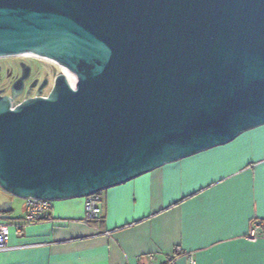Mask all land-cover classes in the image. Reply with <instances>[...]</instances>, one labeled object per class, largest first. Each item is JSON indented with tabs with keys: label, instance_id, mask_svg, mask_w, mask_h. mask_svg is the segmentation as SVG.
I'll use <instances>...</instances> for the list:
<instances>
[{
	"label": "water",
	"instance_id": "1",
	"mask_svg": "<svg viewBox=\"0 0 264 264\" xmlns=\"http://www.w3.org/2000/svg\"><path fill=\"white\" fill-rule=\"evenodd\" d=\"M50 92L0 94V187L86 196L264 123V0H0V55Z\"/></svg>",
	"mask_w": 264,
	"mask_h": 264
},
{
	"label": "crops",
	"instance_id": "2",
	"mask_svg": "<svg viewBox=\"0 0 264 264\" xmlns=\"http://www.w3.org/2000/svg\"><path fill=\"white\" fill-rule=\"evenodd\" d=\"M100 193L97 219L85 220L84 196H72L11 227L0 264L158 262L176 246L178 264H264V123ZM24 211L25 198L0 187V220Z\"/></svg>",
	"mask_w": 264,
	"mask_h": 264
},
{
	"label": "flooded vegetation",
	"instance_id": "3",
	"mask_svg": "<svg viewBox=\"0 0 264 264\" xmlns=\"http://www.w3.org/2000/svg\"><path fill=\"white\" fill-rule=\"evenodd\" d=\"M39 57L41 56L0 55V94L8 96L12 105L39 92L46 95L52 89L61 68L56 69L54 64Z\"/></svg>",
	"mask_w": 264,
	"mask_h": 264
},
{
	"label": "built area",
	"instance_id": "4",
	"mask_svg": "<svg viewBox=\"0 0 264 264\" xmlns=\"http://www.w3.org/2000/svg\"><path fill=\"white\" fill-rule=\"evenodd\" d=\"M101 199L102 196L100 191L84 196L85 220H92L100 217ZM52 206H53V199L26 197L24 216L21 221L10 223L7 221L0 220V250H5L9 248L11 227H15L16 229H21L23 225L41 219L47 212L51 210ZM256 227H257V223L255 222L250 232V235L253 238L257 236L255 232ZM181 252H182L181 247L176 246L171 253H169L164 259L158 262L140 260L136 264H178V260H177L178 255ZM189 257L191 261L194 262V260L191 258L192 257L191 253L189 254Z\"/></svg>",
	"mask_w": 264,
	"mask_h": 264
},
{
	"label": "bare ground",
	"instance_id": "5",
	"mask_svg": "<svg viewBox=\"0 0 264 264\" xmlns=\"http://www.w3.org/2000/svg\"><path fill=\"white\" fill-rule=\"evenodd\" d=\"M22 55H25V56H29V55H35V56H41V57H44L54 63H56L60 68H61V71H63L67 77V79L69 80V82L71 83V85L73 86L74 83H75V77L73 76L72 72L70 71V69H68L66 66H64L63 64L55 61L54 59L50 58V57H47V56H42L40 54H37V53H32V52H22L20 53Z\"/></svg>",
	"mask_w": 264,
	"mask_h": 264
},
{
	"label": "rangeland",
	"instance_id": "6",
	"mask_svg": "<svg viewBox=\"0 0 264 264\" xmlns=\"http://www.w3.org/2000/svg\"><path fill=\"white\" fill-rule=\"evenodd\" d=\"M39 58H41V60H44L45 62H47V63H49V64H54L55 66H56V69H58L59 68V66L56 64V63H54V62H52V61H50V60H48V59H46V58H44V57H39ZM50 87V86H49ZM48 87V88H49ZM47 90V89H46Z\"/></svg>",
	"mask_w": 264,
	"mask_h": 264
}]
</instances>
